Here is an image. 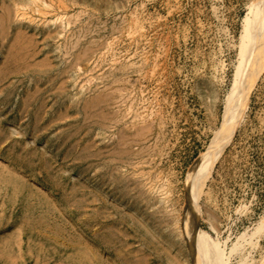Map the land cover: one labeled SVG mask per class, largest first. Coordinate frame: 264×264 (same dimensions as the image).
Here are the masks:
<instances>
[{"label":"rangeland","instance_id":"1","mask_svg":"<svg viewBox=\"0 0 264 264\" xmlns=\"http://www.w3.org/2000/svg\"><path fill=\"white\" fill-rule=\"evenodd\" d=\"M256 0H0V264H191L184 175ZM264 264V73L197 199Z\"/></svg>","mask_w":264,"mask_h":264},{"label":"bare ground","instance_id":"2","mask_svg":"<svg viewBox=\"0 0 264 264\" xmlns=\"http://www.w3.org/2000/svg\"><path fill=\"white\" fill-rule=\"evenodd\" d=\"M246 22L244 41L237 55L230 87L224 97L219 123L205 150L189 165L184 175L186 205L182 231L191 252V264H224L222 253L199 226L197 199L206 189L216 164L231 144L246 103L264 73V0L250 4Z\"/></svg>","mask_w":264,"mask_h":264},{"label":"trees","instance_id":"3","mask_svg":"<svg viewBox=\"0 0 264 264\" xmlns=\"http://www.w3.org/2000/svg\"><path fill=\"white\" fill-rule=\"evenodd\" d=\"M209 237V236H208ZM209 238H211V237H209Z\"/></svg>","mask_w":264,"mask_h":264}]
</instances>
